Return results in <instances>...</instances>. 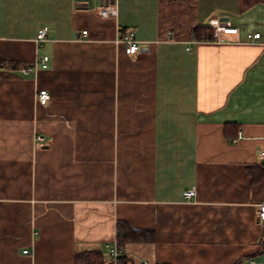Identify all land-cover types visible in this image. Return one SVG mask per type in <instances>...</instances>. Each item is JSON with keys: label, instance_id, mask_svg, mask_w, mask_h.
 <instances>
[{"label": "crops", "instance_id": "1", "mask_svg": "<svg viewBox=\"0 0 264 264\" xmlns=\"http://www.w3.org/2000/svg\"><path fill=\"white\" fill-rule=\"evenodd\" d=\"M0 63V264H264V0H0Z\"/></svg>", "mask_w": 264, "mask_h": 264}, {"label": "built area", "instance_id": "2", "mask_svg": "<svg viewBox=\"0 0 264 264\" xmlns=\"http://www.w3.org/2000/svg\"><path fill=\"white\" fill-rule=\"evenodd\" d=\"M210 27L213 29V33L211 37H204L200 40L203 41H214V42H224L226 41L225 36L236 34L238 33V27L233 26L230 22L222 21L219 18H215L210 20L209 22ZM83 34H87V31H83ZM47 37V29L43 28L40 29L36 36V42L41 43L46 40ZM248 38L252 41H259L261 38V34L259 32L254 34H249ZM122 42L125 44V52L128 55H136L140 51V41L136 39L135 31L128 30L126 34L124 35ZM49 61L48 56H44L40 60V64L43 68H47ZM36 69V66H31L27 69H24L25 73H28L32 70ZM38 102L40 104H46L48 100L50 99V93L46 89L39 90L37 94ZM244 137V134L242 131H239L237 134V137H235L232 142H237L238 140L242 139ZM36 140L39 142L40 145L45 144L44 136L37 135ZM262 156L264 159V151L262 152ZM184 198L187 200H191L196 195V191L194 189L186 190L184 192ZM258 219L260 222L264 225V203L259 204L258 210ZM107 251H108V257L111 260V264H127L123 257L125 256L124 250L119 248L117 241L111 242L106 245ZM28 253V250L25 251Z\"/></svg>", "mask_w": 264, "mask_h": 264}, {"label": "trees", "instance_id": "3", "mask_svg": "<svg viewBox=\"0 0 264 264\" xmlns=\"http://www.w3.org/2000/svg\"><path fill=\"white\" fill-rule=\"evenodd\" d=\"M213 29L209 26H199L194 29L193 34L196 39H202L204 37H211ZM1 65V63H0ZM227 127V126H226ZM155 235L153 231L141 230L132 228L124 221L117 223V238L119 248L124 250L126 245L131 242H153ZM106 257L98 251H91L77 254L75 257V264H105ZM126 263V257H123ZM234 264H239V261Z\"/></svg>", "mask_w": 264, "mask_h": 264}]
</instances>
